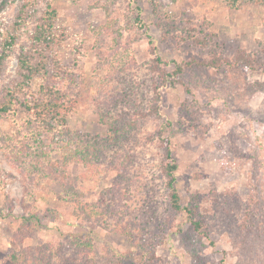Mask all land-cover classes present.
I'll use <instances>...</instances> for the list:
<instances>
[{
  "label": "rangeland",
  "instance_id": "rangeland-1",
  "mask_svg": "<svg viewBox=\"0 0 264 264\" xmlns=\"http://www.w3.org/2000/svg\"><path fill=\"white\" fill-rule=\"evenodd\" d=\"M19 2L0 11V51ZM47 2L39 0L18 31L0 97L18 77V55L32 43ZM52 4L62 38L49 53V75L35 77L27 95L32 100L42 83L54 82L77 97L68 132L41 135L54 159L68 156L76 196L58 177L37 182L40 222L20 232L22 216L31 214L21 204L29 175L0 151V264H264V3ZM243 55L251 56L246 62ZM54 60L73 73L56 80ZM160 68L174 84L163 83ZM12 126L0 118L3 132ZM167 140L181 202L204 232L171 206L162 171L171 161ZM72 235L91 238L92 252L72 244Z\"/></svg>",
  "mask_w": 264,
  "mask_h": 264
},
{
  "label": "trees",
  "instance_id": "trees-1",
  "mask_svg": "<svg viewBox=\"0 0 264 264\" xmlns=\"http://www.w3.org/2000/svg\"><path fill=\"white\" fill-rule=\"evenodd\" d=\"M11 0H2L0 3V11L4 10ZM39 0H20L19 14L11 30L3 43V48L0 51V74L5 68L6 61L9 57L12 46L15 45L18 39V31L26 22L29 12L33 10L34 6ZM229 4L231 8H238L244 3L248 2H263L264 0H222ZM139 17V16H138ZM137 19L139 20V18ZM57 18V10L53 7L52 0H48L47 8L40 17L34 31L31 35L32 43L27 49L22 48L18 55V68L16 77L11 83L7 84L2 91L0 97V118L10 119L13 122L11 132H3L0 128V151L17 167L21 168L22 173H27L29 179L24 181L23 198L21 204L24 207L31 208V214L22 216L20 221V229L22 232L26 226L38 224L40 218L36 213V208L33 206L35 194L39 190L36 183L51 177H58L63 190L67 195L76 196L74 181L67 173L69 158L65 156L63 159H54L52 151L49 147L43 148V141L41 135L47 133L52 140L55 139L56 134H66L68 132L67 121L69 114L75 108L77 97L71 95L69 91L58 87L54 82L42 83L32 100H29L27 90L31 87V83L38 75H49L50 51L55 48L61 41L59 31L55 27V20ZM240 56V54H238ZM247 56L245 61L247 62ZM220 58V57H219ZM158 62H163L159 57ZM54 70L52 76L57 80L63 75H70L73 70L69 67H63L54 60ZM213 66H220L222 63L212 61ZM163 83H175V79L165 70L160 68ZM182 71L178 67L174 74H179ZM156 99L161 100L160 94L156 93ZM157 110V109H156ZM18 114L22 117L17 120ZM105 120L110 125L108 118ZM117 128V127H116ZM115 128V130H116ZM165 140V139H164ZM166 141V140H165ZM39 142V144H38ZM166 158L171 160L163 166V176L166 179V185L169 189V197L171 206L177 211H186L191 216V222L196 230L204 232L201 220L195 219L193 216L195 210L192 207L184 206L181 202L180 193L176 187L175 171L178 169V164L172 159V152L169 147V140H167ZM0 170V192H3V179ZM113 192V190H112ZM104 193L100 201H104L107 194ZM4 202L6 205L11 203L10 198L4 193ZM25 231V230H24ZM118 231H121L119 229ZM71 242L82 250L91 253L93 242L92 239L86 235H72ZM15 260H19L14 256ZM222 264H225L222 262Z\"/></svg>",
  "mask_w": 264,
  "mask_h": 264
}]
</instances>
